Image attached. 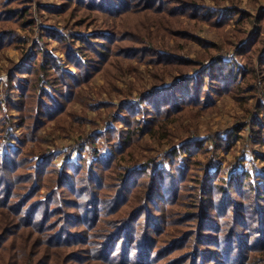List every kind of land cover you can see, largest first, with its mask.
I'll use <instances>...</instances> for the list:
<instances>
[{
	"label": "trees",
	"instance_id": "trees-1",
	"mask_svg": "<svg viewBox=\"0 0 264 264\" xmlns=\"http://www.w3.org/2000/svg\"><path fill=\"white\" fill-rule=\"evenodd\" d=\"M8 1L18 4L5 8L0 19L18 14L17 19H23L20 26L30 27L33 18L27 6H20L22 0ZM140 1L70 0L114 15L128 12ZM144 1L142 7L149 10L168 11L173 16L188 14L220 28L229 26L237 15L238 25L252 17L247 10L210 8L195 1L182 0L179 6L164 4L167 0ZM174 7L184 9L174 11ZM251 19L256 28L230 42V48L239 55L252 53L264 39V7ZM173 33L194 39L189 31L176 29ZM6 37L11 40H0V45L16 42L11 34ZM47 37L60 41L67 57L65 64L76 66L79 72L69 73L61 67L45 46L50 40L39 42L28 61L41 57L44 72L49 76L53 71L58 73V85L44 92L43 99L38 91V83H47L43 77L22 84L19 98L12 103L26 113L27 119L53 117L52 109L63 108L59 113H65L67 107L58 99L65 98V88L79 87L104 68L108 57L118 54L107 45L115 40L109 33L70 36L53 32ZM149 45L139 48L148 55L146 60L180 69L182 79L141 93L138 101L128 102L126 108L122 103L117 121L127 128L108 130L116 139L111 151L99 153L91 161L82 154L76 159L67 157L59 164L55 150L41 152L37 160L27 159L22 157L26 140L17 139L18 145L13 146V138L1 135L0 264H264V173L252 176L248 170H236L229 178H220L218 164L212 173L195 159L202 148L195 139L171 148L169 166L153 160L139 166L123 163L127 159L124 155L140 136L187 106L197 103L208 108L216 95L236 89L249 93L256 69L241 68L233 59L213 58V54L184 59L175 51H160L154 43ZM209 45L207 51H212L217 44ZM263 47L258 49L261 67ZM36 61L32 65L26 62L21 71L37 75ZM184 66L198 72L189 75L180 68ZM73 74L76 84L68 82ZM245 126L237 127L228 137L219 136L216 145L230 150ZM256 137L264 147L262 128ZM257 158L264 162V152ZM196 168L202 172L193 173Z\"/></svg>",
	"mask_w": 264,
	"mask_h": 264
},
{
	"label": "rangeland",
	"instance_id": "rangeland-1",
	"mask_svg": "<svg viewBox=\"0 0 264 264\" xmlns=\"http://www.w3.org/2000/svg\"><path fill=\"white\" fill-rule=\"evenodd\" d=\"M179 1L182 0H167L164 4L182 5ZM185 1H195L210 8L235 7L247 10L252 17L264 7V0ZM3 2L9 1L0 0V18L5 14V8H13L18 4L9 2L4 6ZM144 2L141 0L137 7L114 15L85 8L70 0H22L20 6H27L33 18L30 27L25 29L20 26L23 19H17L18 14L9 19H0V40H11L6 37L11 34L12 40L16 41L0 45V138L7 134L14 139L13 146L18 145L17 139L26 140L22 146V157L27 159L37 160L41 152L55 150L59 164L67 157L76 159V156L82 154L89 156L88 160L91 161L97 154L111 151L116 139L111 137L112 133L109 131L114 128H127L124 123L117 121L118 114H122V103L126 108L128 102H137L141 93L145 94L154 88L182 79L180 69L147 61L148 55L139 48L154 43L153 46L160 51H175L184 59L209 57L211 54L213 58L222 56L226 61L233 59L241 68L254 67L256 77L250 85L252 89L249 93L240 92L238 89L230 93L223 92L215 96L214 103L208 108H201L196 103L171 115L170 120L140 136L139 142L124 155L127 159L123 163L139 166L153 160V163L166 162L169 166L171 148L182 143H192L195 139L199 141L196 143L202 144L195 159L202 162L204 170L215 173L218 164L220 178L225 179L236 170H248L252 176L263 174L264 162L257 158V154L263 153L264 147L257 143L259 141L256 139V132L262 128L264 133V63L261 67L260 55L258 56V49L264 46V39L249 54L247 52L239 55L230 48L231 41L240 40L249 34L256 28L257 23L250 21L251 17L243 25H238L235 22L239 16L237 15L229 26L214 27L209 22L199 21L188 14L173 16L168 11L149 10L142 7ZM179 8L174 7V11L182 10ZM176 29L189 31L194 39L175 35L173 32ZM53 32L70 36L79 33H109L115 40L113 44L107 45L118 51V54L108 57L104 68L86 82H81L79 87L65 88L64 99L56 96L67 107L65 113H59L63 108L52 109L49 111L53 112V117L37 118L38 121L36 118L27 119L26 113L19 111L18 105L12 103V100L19 98V88L33 83L41 76L47 83H38V91L45 99L44 92L52 91L58 85L55 84L58 73L53 71L49 76L44 72L39 56L37 61L36 58L33 59L36 61L34 66L38 69L37 75L32 76L26 70L21 71L25 69L26 62L30 65L34 62L28 60L33 56L39 42L50 40L48 45H44L53 51L61 62V67L69 73L79 72L76 66L65 64L67 57L60 41L48 39L47 34ZM205 43H208L207 46ZM210 43L217 45L214 50L207 51L211 48ZM141 52L144 53L143 57H140ZM261 52H264V47ZM184 67L180 68L189 75L198 72L193 67ZM68 78V82L76 84L74 74ZM116 87L119 89L116 90ZM62 91L63 89L60 92ZM259 121L263 123L257 124ZM243 124L246 126L240 131V138L230 150L225 151L216 145L219 136L228 137L230 132ZM105 133L110 135L109 139H106ZM0 148H3L1 139ZM199 171L202 172L196 168L193 173Z\"/></svg>",
	"mask_w": 264,
	"mask_h": 264
}]
</instances>
